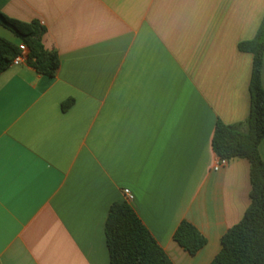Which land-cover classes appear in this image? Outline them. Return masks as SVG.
I'll return each instance as SVG.
<instances>
[{"label":"crops","instance_id":"obj_1","mask_svg":"<svg viewBox=\"0 0 264 264\" xmlns=\"http://www.w3.org/2000/svg\"><path fill=\"white\" fill-rule=\"evenodd\" d=\"M0 12L43 24L61 61L54 77L26 62L0 75V264H110L106 220L126 189L174 264H210L251 204L249 161L221 164L213 138L249 116L254 57L239 44L264 0H0ZM185 220L207 239L195 256L174 239Z\"/></svg>","mask_w":264,"mask_h":264},{"label":"trees","instance_id":"obj_2","mask_svg":"<svg viewBox=\"0 0 264 264\" xmlns=\"http://www.w3.org/2000/svg\"><path fill=\"white\" fill-rule=\"evenodd\" d=\"M0 26L16 40L0 35V75L12 66L27 46L26 63L44 76L54 77L60 68L55 51L45 48L46 28L39 21L23 22L0 12ZM239 50L253 54L250 82L251 107L247 119L236 125L219 121L213 138V150L223 160L245 159L250 164L251 204L243 219L223 236L222 248L210 264H264V160L260 145L264 141V18L254 39L239 44ZM74 104H62L67 111ZM110 264H174L158 244L135 210L127 202H116L105 225ZM175 241L190 255H197L207 239L188 221H182L174 235Z\"/></svg>","mask_w":264,"mask_h":264},{"label":"built area","instance_id":"obj_3","mask_svg":"<svg viewBox=\"0 0 264 264\" xmlns=\"http://www.w3.org/2000/svg\"><path fill=\"white\" fill-rule=\"evenodd\" d=\"M20 49H21V54L14 59V61L12 63V66H19V65L23 64L24 62H26V60H27V55H28V52H29L27 46L22 44L20 46ZM220 160H221V164H225L227 162V160H223V159H220ZM219 166L216 169H218ZM124 193H125V196L127 198V202H130V201H132L134 199V195L131 193L130 190L126 189L124 191Z\"/></svg>","mask_w":264,"mask_h":264},{"label":"rangeland","instance_id":"obj_4","mask_svg":"<svg viewBox=\"0 0 264 264\" xmlns=\"http://www.w3.org/2000/svg\"><path fill=\"white\" fill-rule=\"evenodd\" d=\"M1 29H3V31H5V32H2L1 34H3L6 38H11V39L16 40V37L10 31H8L4 28H1Z\"/></svg>","mask_w":264,"mask_h":264}]
</instances>
